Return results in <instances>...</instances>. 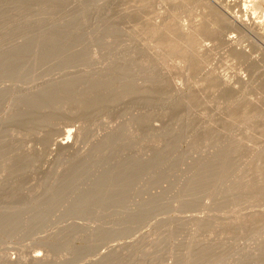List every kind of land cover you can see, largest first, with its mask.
I'll return each instance as SVG.
<instances>
[{
	"label": "rangeland",
	"instance_id": "374dc122",
	"mask_svg": "<svg viewBox=\"0 0 264 264\" xmlns=\"http://www.w3.org/2000/svg\"><path fill=\"white\" fill-rule=\"evenodd\" d=\"M231 16L264 0H0V264H264V26Z\"/></svg>",
	"mask_w": 264,
	"mask_h": 264
},
{
	"label": "bare ground",
	"instance_id": "6f19581e",
	"mask_svg": "<svg viewBox=\"0 0 264 264\" xmlns=\"http://www.w3.org/2000/svg\"><path fill=\"white\" fill-rule=\"evenodd\" d=\"M219 5H220V4H219ZM220 7H221V6H220ZM223 8H224V7H223ZM224 10H225V9H224ZM4 11H6V10H4ZM225 16H226V15H225ZM236 16H237V15H236ZM231 17H232V16H231ZM229 19H230V18H229ZM229 19H228V21H229ZM230 21H231V20H230ZM233 22H234V26L237 25L236 27H237V28L240 27V28H242V30H243V29H245V30H250V29H251V30H253V31H254V30H259V29H260V25H261V24H260L261 22H259V23H256L255 21H254V22H250V20L248 21L247 18H246V20H244V19H241L240 17H235V16L232 17V23H233ZM262 26H264V25H263V22H262L261 28H262ZM184 27H185V26H184ZM184 29H186V28H184ZM262 29H263V28H262ZM6 30L8 31V29H6ZM260 30H261V29H260ZM263 30H264V29H263ZM96 32H97V31H96ZM187 32H188V31H186V33H187ZM250 32H252V31H250ZM188 33H190V32H188ZM57 34H58V32L56 33V35H57ZM60 34H61V32H60ZM51 36H53V35H51ZM58 36H60V35L58 34ZM61 36H62V35H61ZM257 36H258V35H257ZM54 37H55V35H54ZM93 37H94V36H93ZM93 37H92V38H93ZM95 37H96V36H95ZM51 38L53 39V37H51ZM51 38L49 37V39H51ZM58 39H59V38H58ZM60 40H61V37H60ZM259 40H260V39H259ZM51 41H52V40H51ZM56 41H59V40L56 39ZM56 41H55V42H56ZM230 41H231V39H230ZM1 42H2V41H1ZM3 42H5V41H3ZM53 42H54V39H53ZM56 43H57V42H56ZM4 44H5V43H4ZM0 45H3V43H2V44L0 43ZM4 46H5V45H4ZM4 46H3V47H4ZM1 48H2V47H1ZM1 64H2V62H1ZM4 64H5V63H4ZM1 67L5 68L6 66H5V65H4V66L1 65ZM5 91H6V89H0V95L3 94ZM20 92H21V91H20ZM11 93H12V92H11ZM11 93H10V94H11ZM18 94H19V93H18ZM36 95H37V94H34V93L31 95V98H32V99H31V102H32V103L30 104V103L28 102V107H32L33 104H35L34 107L37 106V103H36V102H38L39 97H38V95H37V96H36ZM17 96H18V95H17ZM39 96H40V95H39ZM35 114H36V112H35L34 110H32L31 112L29 111V113H28V115H27L28 118L26 117V118H27L26 121H24V117H21V116H20V117L17 116L18 118H17L16 116H12V118H11L10 120H16V125H17V126H18L19 120H20V121H23V124H22V126H20V127H21V128H23V127H28V126L30 125V123L32 122V118H33V116H34ZM19 118H20V119H19ZM22 119H23V120H22ZM18 127H19V126H18ZM109 134H110V133H109ZM109 134H106L107 136H106V135H103L104 137H101V138H102V139H100L101 141L99 140L100 142H98V143H100V144H98V145L95 147V148H97V150H100V151H101V148L103 149L104 146L107 147V145H108L109 143L111 144V142L114 141V140L112 141V139H111L112 135H110L111 137H108ZM71 135H72V134H70V136H71ZM25 136H26V135H25ZM25 136L22 137L21 134L19 133L20 140H21V139L23 140V138H25ZM73 136H74V135H73ZM105 136H106V137H105ZM27 137H28V136H27ZM74 138H75V137H74ZM110 139H111V141H110ZM22 140H21V141H22ZM75 140H76V139H75ZM75 140H74V141H75ZM74 141H73V140H70L69 137H68V138L63 137L62 139L55 141V142H54L55 150H56V149L58 150V152H57V151H55V152L60 153V150H63V152L67 150V152H69L70 149H71V151H72V149H73L74 147H76V146H75V143H77L76 141H75V143H74ZM104 144H105V145H104ZM106 144H107V145H106ZM110 144L108 145V147H109V146L111 147ZM112 144H113V143H112ZM103 145H104V146H103ZM102 146H103V147H102ZM10 147H12L11 144H10ZM106 147H105L104 149H109L108 151H111L110 149H111L113 146H112L111 148H108V147L106 148ZM18 148H19V147H18ZM78 148H79V147H78ZM80 148H81V147H80ZM81 149L83 150V148H81ZM81 149H76V150H75V148H74V151H77V150H78V153H80L79 150L81 151ZM104 149H103V150H104ZM114 149H115V148H114ZM94 150H95V149H94ZM103 150H102V151H103ZM10 151L13 152V148H11ZM19 151H21V150H18V152H19ZM108 151H107V150H106L105 152L103 151L104 153L98 151V155L95 156V157H96L95 160H94V155L97 154V152L94 153V155H92L93 158L91 159V157H90L92 163H91V161L89 160V158H88V159L86 158V160L83 159L82 163L85 162V163H83V164H81L80 161H77V158H76V157H77L78 155L76 156V155H75L76 152H75V153H74V156H75V157H73V158H74L75 161H77V163L80 162V164H81L80 166H77V167L75 166V168H76L77 170H79L78 172H80V170H82V169L85 171V170L87 169V167H86V166H87L86 161H88L89 163L93 164V165H91L92 167L95 166L94 164H97V166H98V160H99V162H100V156L102 157V155H103V154L105 155V153H108ZM61 152H62V151H61ZM63 152H62V153H63ZM112 152H113V151H112ZM191 152L196 154V152L194 151V149H192ZM7 153L10 154L9 149H8L7 152H5V156H4V157H8V156H7ZM70 153H71V152H70ZM72 153H73V152H72ZM21 154L24 155L22 152H21ZM76 154H77V153H76ZM92 154H93V152H92ZM110 154H111V153H110ZM162 154L164 155L165 153H161V155H162ZM189 154H190V157H191V155H193V154H191V153H189ZM0 155L2 156L3 154H0ZM19 155H20V154H19ZM26 155H28V154H26ZM26 155H25V156H26ZM104 155H103V156H104ZM163 155H162L161 158H163ZM9 156H12V155L10 154ZM2 157H3V156H2ZM98 157H99V159H98ZM0 158H1V157H0ZM9 158H10V157H8V159H9ZM18 158H19V157H18ZM22 158H23V160L25 159V157H23V156H22ZM75 158H76V159H75ZM122 158H123V160H124L125 157H123V155H122V157H121V155H120V160H121V161H122ZM130 158H131V157H130ZM130 158H129V160L132 159V161H133L134 158H133V157H132L131 159H130ZM192 158H193V157H191V159L189 158V159H190V160H189L190 163H191V161H192ZM195 158H196V156H195ZM3 159H4V158H3ZM3 159H0V160L2 161ZM97 159H98V160H97ZM101 159H102V158H101ZM196 159H197V158H196ZM196 159H193L194 161H192V162H195V161L197 162ZM223 159H224V158H223ZM5 160H6V159H5ZM9 160H10V159H9ZM12 160L14 161V157L11 158V160H10L11 163H12ZM20 160L22 161V159H19V161H20ZM74 160H73V163H74ZM81 160H82V159H81ZM118 160H119V159H118ZM120 160H119L118 162H116V165H117L118 167H120V165H118V163L120 162ZM125 160H126V159H125ZM125 160H124L123 163H126ZM134 160H136V159H134ZM220 160H221V159H220ZM220 160H219V161H220ZM3 161H4V160H3ZM17 161H18V159H17ZM132 161H131L130 163H128V164H125V165L122 164V165L124 166V167H122V170L125 169V167H126V169H127V165H128L129 167H131V168L133 167V170H134V169L136 168V166H135V168H134V166H130V165H129V164L132 165ZM151 161H152V160H151ZM153 161H154V160H153ZM219 161H218V162H219ZM222 161H223V160H222ZM222 161H220V163H222ZM7 162H8V160H7ZM96 162H97V163H96ZM127 162H128V161H127ZM133 162H135V161H133ZM159 162H160V161H159ZM218 162H217V163H218ZM8 163H10V162H8ZM11 163H10V164H11ZM73 163H72V164H73ZM89 163H88V166H89ZM109 163H110V164H109ZM150 163H151V165H153L152 162H150ZM208 163H209V162H208ZM13 164H14V163H13ZM99 164H100V163H99ZM119 164H120V163H119ZM136 164L139 165V162H138V163L135 162L134 165H136ZM210 164H211V162H210ZM210 164L207 165V164L205 163V164H203L202 168H199L195 163H194V165L191 164L192 166H191L190 169H192V172H190L191 170L189 171L190 173H193V175L191 174V176H192V178H191V180H190L191 185H190V182L188 183L189 180L187 179L188 181L186 180V182H187L188 185H190V187H189V189H188L189 192L186 191L187 189L185 190L186 193L189 194V196H188L189 198L187 197V198L189 199V200L187 199V200H188V204L185 203V205H190V206H192V207H189L190 209H193V206H194V209H195V205H197V202H198V199H199L200 193L203 192V190H204L203 179L205 178V176H207V177H206L207 179H205V180H208V179H209V177H208L209 174L206 173V171H207V169H208L209 167L213 168L212 166H210ZM214 164H216V163H214ZM226 164H227V162H226ZM226 164H225V165H226ZM75 165H77V164L75 163ZM78 165H79V164H78ZM108 165H111V162H108ZM155 165H156V163H155ZM155 165H154V166H155ZM157 165H160V164L158 163ZM211 165H213V164H211ZM217 165H218V164H217ZM91 166L88 167L89 169H87V171H88V170H91V169H90ZM101 166H102V165H101ZM117 166H115V169H113V171L118 170V168L116 169ZM154 166H153V168H154ZM215 166H216V165H215ZM215 166H214V167H215ZM155 167H156V166H155ZM218 167H219V166H218ZM94 168L96 169V167H94ZM97 168H99V166H98ZM120 168H121V167H120ZM131 168H130V169L128 168V170H129L131 173H133V177H131L132 174H130V175L128 174V175H129L130 178L132 179V178L135 177L134 174L136 173L135 171H137V170H134V171L132 172ZM150 168L152 169V166H150ZM158 168H159V167H157V169H158ZM220 168H222V167L220 166ZM225 168H226V166H225ZM76 169H74V170H75L74 172H76ZM92 169H93V168H92ZM126 169H125V171H126ZM151 169H150V170H151ZM154 169H155V168H154ZM188 169H189V168H188ZM209 169H210V168H209ZM209 169H208V170H209ZM213 169H214V168H213ZM83 170H82V171H83ZM120 170H121V169H120ZM122 170H121V171H122ZM128 170H127V171H128ZM219 170H220V169H218L217 171H219ZM221 170H223V171H222V175H223V173H224V168H222ZM221 170H220V171H221ZM263 170H264V169H263ZM106 171H108V172H112V171L107 170V169L105 170V172H106ZM127 171H126V172H127ZM152 171H153V170L149 171V173L152 174ZM157 171H158V170H157ZM115 172H116V171H115ZM115 172H114V173H115ZM122 172H123V171H122ZM122 172H121V173H122ZM9 173H10V172H9ZM114 173H113V175H114ZM117 173H118V174H121L120 172H117ZM117 173H116V175H117ZM127 173H129V172H127ZM210 173H212V172H210ZM226 173H227V172H226ZM226 173H225V174H226ZM10 174L12 175V173H10ZM106 174H109V173L106 172V173L103 174V176H104V175L106 176ZM110 174H111V173H110ZM110 174H109V175H110ZM122 174H123V173H122ZM124 174H126V173L124 172ZM139 174H140V173L138 172V173L136 174V176L138 175V177L141 178ZM153 174L155 175V173H153ZM217 174H218V173H217ZM8 175H9V174H8ZM11 175H10V176H11ZM116 175H115V176H116ZM263 175H264V173H263ZM22 176H24V175H22ZM125 176H127V174H126ZM213 176H215V175L213 174ZM6 177H7V176H6ZM8 177H9V176H8ZM8 177H7V178H8ZM20 177H21V176H20ZM20 177H19V178H20ZM25 177H26V176H25ZM95 177H96V180H97V181L99 180V178H101V177H97V176H95ZM95 177H94V178H95ZM107 177L109 178L108 175H107ZM119 177H120V176H118V178H117V176H116V178H117L118 180H120ZM138 177H137V179H138ZM187 177L189 178V174H188ZM210 177H212V175H211ZM219 177H220V173H219ZM261 177H262V176H261ZM9 178L11 179V177H9ZM9 178H8V179H9ZM110 178H114V177L111 175ZM121 178H122V176H121ZM130 178H129V179H130ZM135 178H136V177H135ZM135 178H134V180H135ZM220 178H221V177H220ZM222 178H223V177H222ZM224 178H226V176H224ZM262 178H264V176H263ZM8 179L5 178L4 182H5L6 180L8 181ZM89 179H90V178H89ZM91 179H92V178H91ZM123 179L125 180L126 177H124ZM123 179H122V180H123ZM129 179H128V178L126 179V180H128V183H130ZM212 179H213V178H212ZM212 179L210 178L209 180L212 181ZM96 180H94V181H95V183H94L95 185H94L93 187H96V182H97ZM100 180H101V179H100ZM122 180H120L121 183H122V184L124 183V185H126V184H125L126 181L123 180L124 182H122ZM138 180H139V179H138ZM216 180H217V179H216ZM224 180H226V179H224ZM90 181H91V180H90ZM101 181H102V180H101ZM220 181H221V179H220ZM98 182H99V181H98ZM131 182H132V180H131ZM135 182H136V180H135ZM222 182H224V181H222ZM5 183H7V182H5ZM128 183H127V185H128ZM234 183H235V182H234ZM234 183H233V184H234ZM98 184H100V183H98ZM132 184H133V183H132ZM217 184H218V183H217ZM118 185H119V183H118ZM124 185H121V186H124ZM152 185H153V184H152ZM152 185H151V187H152ZM188 185H187V186H188ZM119 186H120V185H119ZM185 186H186V184H185ZM90 187H91V186H90ZM156 187H157V185H156ZM152 188H153V187H152ZM185 188H186V187H185ZM187 188H188V187H187ZM135 189H136V188H135ZM156 189H157V188H156ZM156 189H155V190H156ZM86 190L89 191L90 189H86ZM91 190L93 191V189H91ZM91 190H90V191H91ZM95 190L97 191V189H95ZM95 190H94V192H96ZM97 196L99 197V196H102V195H100V193H99V195H98V191H97ZM100 198H101V197H100ZM206 198H207V196H206ZM141 199H142V197L140 198V200H141ZM143 199H145V198L143 197ZM136 204L139 205V204H142V203H141V202L139 203V202L137 201ZM136 204H134V205H136ZM204 204H205V203H204ZM185 205H184V206H185ZM143 206H144V205H143ZM154 206H155V205H154ZM131 207H132V212H133V209H137V208L134 207V206H131ZM137 207H138V206H137ZM151 207H153V205H151ZM186 207H187V206H186ZM186 207H185V208H186ZM202 207H203V205H202ZM205 207H206V204H205ZM128 208H129V207H128ZM141 208H142V207H141ZM187 208H188V207H187ZM138 209H139V208H138ZM127 210H128V209H127ZM129 210L131 211V209H129ZM148 210H150V209H147V211H148ZM130 211H129V212H130ZM135 211H136V210H135ZM147 211H146V212H147ZM120 212H121V211H120ZM126 212H127V211H126ZM0 213H1V212H0ZM123 213H124V212H123ZM123 213H122V214H123ZM6 214H7V213H6ZM8 214H9V213H8ZM122 214H120V215H122ZM129 214H130V213H129ZM124 216H125V215H124ZM204 217H205V216H204ZM204 217H203V218H204ZM204 224H206V223H204ZM207 224H209V222H208ZM202 226L204 227V225H202ZM222 233H223V232H222ZM203 244L206 245L207 243H203ZM203 247H204V246H203ZM201 257H202V256H201ZM45 258H46V257H45ZM49 258H50V255H49ZM198 258H199V257H198ZM62 259H64V257H63ZM194 259H197V257L194 258ZM200 259H201V258H200ZM204 259H205V257H204V258L202 257V260H203V261H205ZM14 260H15V259H14ZM31 260H32V263H33V264H45V260H46V259H43V258H41V257H39V256H33ZM200 261H201V260H200ZM11 262H15V261H11ZM49 262H50V261H49ZM193 262H194V261H193ZM201 262H202V261H201ZM201 262H200V263H201ZM205 262H206V261H205ZM259 262H261V261H259ZM203 263H204V262H203ZM46 264H47V262H46ZM61 264H62V262H61ZM66 264H67V263H66Z\"/></svg>",
	"mask_w": 264,
	"mask_h": 264
}]
</instances>
